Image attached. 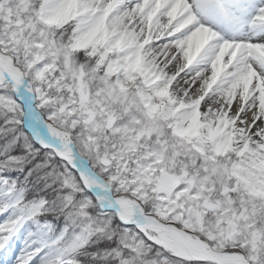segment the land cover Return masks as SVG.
I'll list each match as a JSON object with an SVG mask.
<instances>
[{
    "label": "snow or ice",
    "instance_id": "obj_1",
    "mask_svg": "<svg viewBox=\"0 0 264 264\" xmlns=\"http://www.w3.org/2000/svg\"><path fill=\"white\" fill-rule=\"evenodd\" d=\"M0 264H264V0H0Z\"/></svg>",
    "mask_w": 264,
    "mask_h": 264
}]
</instances>
